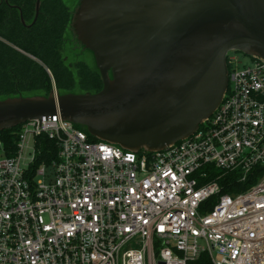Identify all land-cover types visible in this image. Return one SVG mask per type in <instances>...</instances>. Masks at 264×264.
<instances>
[{
	"label": "built area",
	"instance_id": "1",
	"mask_svg": "<svg viewBox=\"0 0 264 264\" xmlns=\"http://www.w3.org/2000/svg\"><path fill=\"white\" fill-rule=\"evenodd\" d=\"M227 65L215 113L159 152L59 112L0 132V264H264V60ZM228 174L253 182L224 193Z\"/></svg>",
	"mask_w": 264,
	"mask_h": 264
},
{
	"label": "water",
	"instance_id": "2",
	"mask_svg": "<svg viewBox=\"0 0 264 264\" xmlns=\"http://www.w3.org/2000/svg\"><path fill=\"white\" fill-rule=\"evenodd\" d=\"M68 33L102 89L2 99L0 132L59 112L100 141L159 152L215 113L230 52L264 60V0H78Z\"/></svg>",
	"mask_w": 264,
	"mask_h": 264
},
{
	"label": "trees",
	"instance_id": "3",
	"mask_svg": "<svg viewBox=\"0 0 264 264\" xmlns=\"http://www.w3.org/2000/svg\"><path fill=\"white\" fill-rule=\"evenodd\" d=\"M36 1L0 0L1 98L15 97L19 93L48 95L53 88L52 81L60 94L99 92L103 85L96 67L92 68L80 59L71 66L65 61L70 8L63 0H42L38 19L33 23ZM21 16L26 25L22 24ZM76 50L74 48V52ZM19 129L20 126L3 131L1 136L14 142ZM88 136L92 141H98ZM252 182L243 185L238 183L235 174H228L220 184L224 186V193L232 194L246 189ZM190 264L212 262L208 254L203 253Z\"/></svg>",
	"mask_w": 264,
	"mask_h": 264
},
{
	"label": "rangeland",
	"instance_id": "4",
	"mask_svg": "<svg viewBox=\"0 0 264 264\" xmlns=\"http://www.w3.org/2000/svg\"><path fill=\"white\" fill-rule=\"evenodd\" d=\"M65 4L70 8V11L72 12L73 9L75 8L76 4L78 3V0H63ZM74 48L77 49L74 52ZM64 58L66 63L71 66L76 60L80 59L82 61L87 62L89 65H91L92 68H94L95 63L94 59L91 53L88 51L82 52L79 48H76L75 45L73 44V40L71 35L68 33L65 37V46H64ZM228 58H234L235 60L238 61V64L240 66H247L251 63V57L242 54L241 52L237 51H232L228 54ZM48 71V70H47ZM49 75L51 76V72H48ZM52 77V76H51ZM53 88L52 90L56 89V86L54 82L52 81ZM57 90V89H56ZM23 94V93H22ZM37 94V93H36ZM39 94V93H38ZM24 96H35L34 93H24ZM0 96V100H2Z\"/></svg>",
	"mask_w": 264,
	"mask_h": 264
},
{
	"label": "flooded vegetation",
	"instance_id": "5",
	"mask_svg": "<svg viewBox=\"0 0 264 264\" xmlns=\"http://www.w3.org/2000/svg\"><path fill=\"white\" fill-rule=\"evenodd\" d=\"M18 95H20V93H19ZM18 95H17V96H18ZM21 95H23V94H21ZM23 96H24V95H23Z\"/></svg>",
	"mask_w": 264,
	"mask_h": 264
}]
</instances>
